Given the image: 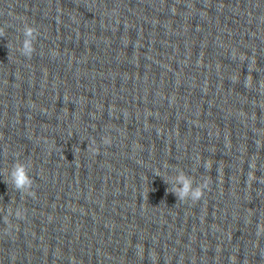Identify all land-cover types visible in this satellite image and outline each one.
<instances>
[{"label":"clouds","instance_id":"clouds-1","mask_svg":"<svg viewBox=\"0 0 264 264\" xmlns=\"http://www.w3.org/2000/svg\"><path fill=\"white\" fill-rule=\"evenodd\" d=\"M22 33L24 39L22 41V47L19 49V51L21 55L30 58L35 51L34 42L39 35V31L36 27L25 23ZM3 35V29H0V37ZM9 175L11 184L16 190L20 191L21 193H27L30 196L33 195V179L29 175L28 165L26 163L16 160L10 169ZM178 180L182 187L179 191L173 190L172 193H174L178 200L181 201H187L189 193L191 192V201L195 203L203 197L204 190L208 188L207 179H205L203 184L197 187L194 191H192V182L189 179L185 178L184 176H180ZM6 182L8 183V181ZM24 211L26 212V210ZM9 214H11V212ZM15 216L18 219H24L20 208L16 210ZM257 227L258 234L259 232L264 231V227H261L259 224Z\"/></svg>","mask_w":264,"mask_h":264}]
</instances>
